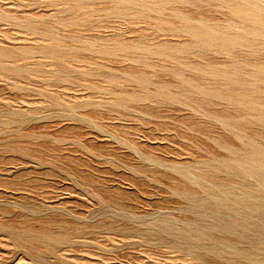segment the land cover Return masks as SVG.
Returning <instances> with one entry per match:
<instances>
[{
  "label": "rangeland",
  "instance_id": "1",
  "mask_svg": "<svg viewBox=\"0 0 264 264\" xmlns=\"http://www.w3.org/2000/svg\"><path fill=\"white\" fill-rule=\"evenodd\" d=\"M0 264H264V0H0Z\"/></svg>",
  "mask_w": 264,
  "mask_h": 264
},
{
  "label": "bare ground",
  "instance_id": "2",
  "mask_svg": "<svg viewBox=\"0 0 264 264\" xmlns=\"http://www.w3.org/2000/svg\"><path fill=\"white\" fill-rule=\"evenodd\" d=\"M227 42V41H226ZM232 43V42H231ZM234 43V42H233ZM228 45V44H227Z\"/></svg>",
  "mask_w": 264,
  "mask_h": 264
}]
</instances>
